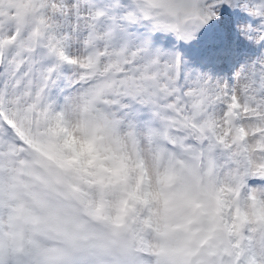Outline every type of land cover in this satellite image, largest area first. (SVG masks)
<instances>
[{
  "label": "snow or ice",
  "instance_id": "obj_1",
  "mask_svg": "<svg viewBox=\"0 0 264 264\" xmlns=\"http://www.w3.org/2000/svg\"><path fill=\"white\" fill-rule=\"evenodd\" d=\"M0 264H264V0H0Z\"/></svg>",
  "mask_w": 264,
  "mask_h": 264
}]
</instances>
